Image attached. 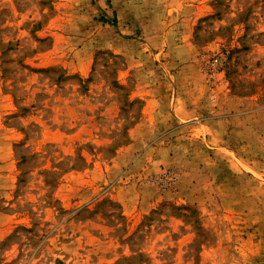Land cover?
<instances>
[{
	"label": "rangeland",
	"instance_id": "374dc122",
	"mask_svg": "<svg viewBox=\"0 0 264 264\" xmlns=\"http://www.w3.org/2000/svg\"><path fill=\"white\" fill-rule=\"evenodd\" d=\"M5 127L0 264H264V0H0Z\"/></svg>",
	"mask_w": 264,
	"mask_h": 264
},
{
	"label": "crops",
	"instance_id": "0c3cea01",
	"mask_svg": "<svg viewBox=\"0 0 264 264\" xmlns=\"http://www.w3.org/2000/svg\"><path fill=\"white\" fill-rule=\"evenodd\" d=\"M77 71L82 74L83 71L77 69ZM158 101L156 98L150 97L146 104L144 105L143 112L148 115V120L144 119L140 122L141 125L144 124H154L158 125ZM157 110V112H156ZM179 118V117H178ZM169 119V118H167ZM173 120V116H170ZM187 119V118H186ZM183 119L179 120L182 121ZM177 123V122H176ZM16 135L13 128H0V197H4L9 194L10 188L12 186L13 172H12V154L11 147ZM13 225V216L0 213V236L6 235Z\"/></svg>",
	"mask_w": 264,
	"mask_h": 264
},
{
	"label": "built area",
	"instance_id": "2783aa9c",
	"mask_svg": "<svg viewBox=\"0 0 264 264\" xmlns=\"http://www.w3.org/2000/svg\"><path fill=\"white\" fill-rule=\"evenodd\" d=\"M226 55H217L214 58H212L211 63L207 67V70H205V76L208 78H213L214 76L218 75L221 73V62L222 60L224 61V57Z\"/></svg>",
	"mask_w": 264,
	"mask_h": 264
}]
</instances>
